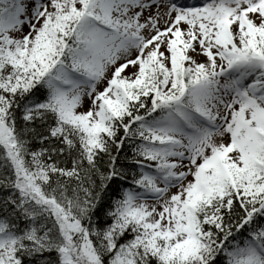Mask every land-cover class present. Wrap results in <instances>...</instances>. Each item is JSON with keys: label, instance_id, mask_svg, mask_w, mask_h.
<instances>
[{"label": "snow or ice", "instance_id": "6c2138e0", "mask_svg": "<svg viewBox=\"0 0 264 264\" xmlns=\"http://www.w3.org/2000/svg\"><path fill=\"white\" fill-rule=\"evenodd\" d=\"M0 264H264V0H0Z\"/></svg>", "mask_w": 264, "mask_h": 264}]
</instances>
